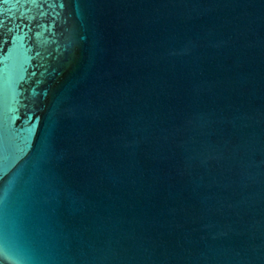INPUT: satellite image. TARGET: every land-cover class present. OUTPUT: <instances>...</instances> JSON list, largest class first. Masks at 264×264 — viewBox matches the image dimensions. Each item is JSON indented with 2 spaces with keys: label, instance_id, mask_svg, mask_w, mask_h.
Listing matches in <instances>:
<instances>
[{
  "label": "water",
  "instance_id": "obj_1",
  "mask_svg": "<svg viewBox=\"0 0 264 264\" xmlns=\"http://www.w3.org/2000/svg\"><path fill=\"white\" fill-rule=\"evenodd\" d=\"M0 264H264V0H0Z\"/></svg>",
  "mask_w": 264,
  "mask_h": 264
}]
</instances>
